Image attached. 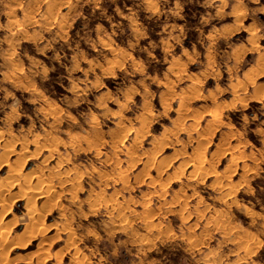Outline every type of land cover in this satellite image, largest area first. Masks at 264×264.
<instances>
[{"label":"rangeland","instance_id":"1","mask_svg":"<svg viewBox=\"0 0 264 264\" xmlns=\"http://www.w3.org/2000/svg\"><path fill=\"white\" fill-rule=\"evenodd\" d=\"M263 55L264 0H0V264H264Z\"/></svg>","mask_w":264,"mask_h":264},{"label":"bare ground","instance_id":"2","mask_svg":"<svg viewBox=\"0 0 264 264\" xmlns=\"http://www.w3.org/2000/svg\"><path fill=\"white\" fill-rule=\"evenodd\" d=\"M23 22L20 24L22 25ZM258 63V64H257ZM254 67L257 69L259 68V70L261 71V74L264 75V55L263 57L260 56V59H258V61H256ZM263 71V72H262ZM249 78V74L248 73H244L241 77V81L242 80H246ZM258 87V83L256 81H252L251 82V88H257ZM183 95V94H182ZM183 105V102L179 101L178 103V108H180L181 106ZM221 104L219 103H213L211 107H208V109L205 110V113H204V117H209L211 120H215V117L220 113L221 111ZM223 107V106H222ZM177 108V109H178ZM96 117V116H95ZM92 121V120H91ZM211 125V124H210ZM215 128V127H214ZM191 159V157H190ZM190 161V160H189ZM191 164V163H190ZM194 172V171H193ZM8 180V179H7ZM40 182V181H39ZM3 184V183H2ZM8 187V186H7ZM20 188V187H19ZM18 188V189H19ZM41 198H45V195ZM26 227H28L26 225ZM27 229V228H26ZM40 229V227L38 228V230ZM42 229V228H41ZM42 231V230H40ZM34 232V231H33ZM38 232V231H37ZM39 233V232H38ZM41 233V232H40ZM30 234V233H29ZM5 235V234H4ZM27 236V235H26ZM5 240V239H4ZM4 245V244H3Z\"/></svg>","mask_w":264,"mask_h":264}]
</instances>
